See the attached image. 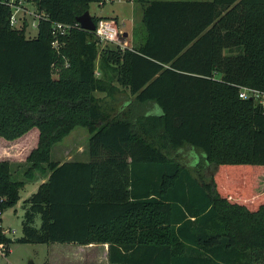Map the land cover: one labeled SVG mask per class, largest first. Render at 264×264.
Listing matches in <instances>:
<instances>
[{
    "label": "trees",
    "instance_id": "16d2710c",
    "mask_svg": "<svg viewBox=\"0 0 264 264\" xmlns=\"http://www.w3.org/2000/svg\"><path fill=\"white\" fill-rule=\"evenodd\" d=\"M102 1L28 0L44 16L28 38L0 0V148L28 141L25 177L48 173L22 203L19 242L108 243L113 264H263L264 105L240 92H264V0L151 2L144 42L105 51L98 77L99 40L76 25ZM54 23L73 28L57 39ZM77 127L91 162H53ZM1 156L3 213L25 181Z\"/></svg>",
    "mask_w": 264,
    "mask_h": 264
},
{
    "label": "rangeland",
    "instance_id": "374dc122",
    "mask_svg": "<svg viewBox=\"0 0 264 264\" xmlns=\"http://www.w3.org/2000/svg\"><path fill=\"white\" fill-rule=\"evenodd\" d=\"M105 1L107 2H105L103 6L97 3L90 4L89 12L92 17L117 15L120 19L119 29L123 31L124 35L126 34L124 30H128L131 24L134 23V38H140L142 33L144 32L142 23V6L140 4H137L135 6V9H132L131 4H127L126 0L117 1L114 3H110L108 2V0ZM22 6L23 10L17 14V24L14 27L18 30L26 29V36L28 38H34L38 34V28L34 26L37 24L36 16L38 15L36 13L35 4L33 2H29L27 4H23ZM132 43L129 42V45L127 47H130V49H132V47H136ZM116 47L120 46L109 44L105 45L100 41L97 44L99 56L96 61L95 73H100L98 74V77H101V73H105V69L103 71L101 67V60L104 57V52L107 50L117 51ZM65 66L68 67V63H66ZM61 70V65H55V77L58 75L57 73L61 72ZM108 73L113 72L110 70ZM218 78H220V76H218ZM96 95L99 97L104 96L100 93H96ZM125 97H129V94L127 92H125V94L123 95L122 101L124 102ZM156 112L161 113V110L157 108ZM37 132L38 129H34L32 133L28 135V139L30 140V143H32V146H36L37 144ZM89 139L90 133L87 129L83 127L75 128L62 142H60L53 148V151L51 153V160L53 162H56L66 161L69 159L73 162H89ZM2 140L4 139L0 138V141ZM27 143L28 141L21 140L14 144L0 148V154L4 153V156H1L3 157L1 159L8 160L14 163L12 172L15 180H27L24 175L27 168L30 167L29 164L25 163V160L29 154L28 151H24V148H26L28 145ZM85 155L87 156V159H85ZM179 158L183 163L190 166L198 161L200 155L187 148L179 151ZM256 190H264V174L259 177ZM21 196L22 199L17 205L7 208L0 216V219L2 218V228L6 230L7 235L12 239L22 236V218L24 214L22 203L26 198L29 197L26 188L21 189ZM13 230L15 232H13ZM76 246L78 245L68 243H22L17 241L10 242L8 244L1 243L0 248L5 249V252H0V264H30L31 262H33L34 264H91L90 256L87 257L89 249L79 250V254H77L76 256ZM100 256L101 262H97L96 264H105V262L103 261L104 257L101 254Z\"/></svg>",
    "mask_w": 264,
    "mask_h": 264
},
{
    "label": "built area",
    "instance_id": "2783aa9c",
    "mask_svg": "<svg viewBox=\"0 0 264 264\" xmlns=\"http://www.w3.org/2000/svg\"><path fill=\"white\" fill-rule=\"evenodd\" d=\"M117 1H123V0H108L110 3H114ZM4 3L8 4L12 8V17H11V25L14 27L17 24V14L23 10V4L29 3L28 0H3ZM107 1H102L99 3V5L103 6L104 3ZM44 16L37 15V24L34 25L38 28L40 19ZM77 27H80L79 23L76 25ZM73 27L70 25H65L62 23H54L53 24V32L56 38L58 39V35H65L69 30H71ZM81 28V27H80ZM94 34L96 38L105 45H116L120 46L122 49L127 48V43L124 38V33L122 30L119 29V26L114 19H100L98 23H96V30L94 31ZM53 43L54 47L57 48L59 46L58 40ZM240 98L242 99H252L256 102L261 103L264 105V92L253 89V88H247L243 87L240 92ZM2 213H0V216ZM1 226V224H0ZM6 233V230H3ZM13 232H15L13 230ZM7 234V233H6ZM0 252L4 253L5 249L0 248Z\"/></svg>",
    "mask_w": 264,
    "mask_h": 264
},
{
    "label": "crops",
    "instance_id": "0c3cea01",
    "mask_svg": "<svg viewBox=\"0 0 264 264\" xmlns=\"http://www.w3.org/2000/svg\"><path fill=\"white\" fill-rule=\"evenodd\" d=\"M154 1H157V0H126L127 4H131L132 9L133 8L135 9V6L137 4H140L142 6V11L143 12H144L145 7H147L149 5V3L154 2ZM159 1H184V0H159ZM195 1L208 2V1H212V0H195ZM99 18L114 19V20H116L118 26H120V22H119L120 19H119V16H117V15H105V16H103V17L101 16ZM134 28H135V25L133 23V24H131V26H130V28L128 30H124L126 32L124 38H125V41H126L127 45H129V42H131V43L133 42L132 43L133 45H135V46L138 45L139 46L142 42H144L143 40H144V36H145V30L142 33L140 38L135 39L134 38V33H133ZM134 40H135V42H134ZM89 157H90V153H89ZM85 159H87V156H86ZM69 161L73 162L72 160H69V159L66 160V161H56V162L60 163V164H63L65 162H69ZM89 162H91V157H90V161ZM89 162H84V163H89ZM13 164L14 163L11 162V168H13ZM47 179H48V173L43 175L40 172H36L35 173V178L33 180H28V179L24 180L25 181V185H24L23 188H26V190L28 192V196H30L33 192L37 191L39 186L43 182L47 181ZM20 194H21V192H20ZM21 199H22V196H21ZM39 222H40V219H38V223ZM1 226H2V218H1ZM75 245H77V244H75ZM76 247H77L76 251H75V253L77 252L76 256H77V254H79L78 253L79 250L89 249V251L87 253V257L90 256V263L91 264H96L97 262H99V263L101 262L100 254L104 257V259L103 258L102 259L105 262V264H113V263H111L109 261V257H108V253H109V244L108 243H91L89 245H78Z\"/></svg>",
    "mask_w": 264,
    "mask_h": 264
},
{
    "label": "water",
    "instance_id": "95a60500",
    "mask_svg": "<svg viewBox=\"0 0 264 264\" xmlns=\"http://www.w3.org/2000/svg\"><path fill=\"white\" fill-rule=\"evenodd\" d=\"M77 22L79 23L82 30L87 32H94L96 30V23L93 20L92 15L89 11L85 12L83 15L77 18ZM125 37V35H124ZM15 241L19 242V237L14 239ZM30 264H34L31 262Z\"/></svg>",
    "mask_w": 264,
    "mask_h": 264
}]
</instances>
